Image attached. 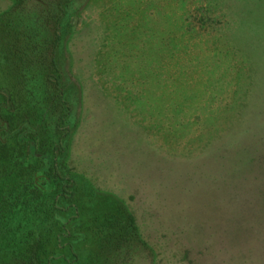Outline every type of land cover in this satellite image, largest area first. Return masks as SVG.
Instances as JSON below:
<instances>
[{
	"label": "rangeland",
	"instance_id": "1",
	"mask_svg": "<svg viewBox=\"0 0 264 264\" xmlns=\"http://www.w3.org/2000/svg\"><path fill=\"white\" fill-rule=\"evenodd\" d=\"M6 54L43 91L14 163L84 188L56 264H264V0H0Z\"/></svg>",
	"mask_w": 264,
	"mask_h": 264
},
{
	"label": "trees",
	"instance_id": "2",
	"mask_svg": "<svg viewBox=\"0 0 264 264\" xmlns=\"http://www.w3.org/2000/svg\"><path fill=\"white\" fill-rule=\"evenodd\" d=\"M23 57L20 54L0 56V120L6 123V127L0 126V191H2L0 193V259L1 256L10 255L1 242L2 238L15 233L22 237L19 240L22 248L17 252L16 247L12 245V255L17 254L23 259L32 260L35 264H56L55 259L49 258L55 252L52 248L58 245L54 241V233L57 234L58 225L68 226L65 217L69 210L82 209L84 188L81 187L80 182L75 183L71 179L56 184L50 194L46 192L49 191L51 183L47 182L43 174H46L48 169L51 174L47 176L57 177L59 180L58 160L50 152L42 153L38 150L34 137H31L26 145L27 157L25 160L24 157L20 158L21 167L14 163L16 151L12 143L13 135L20 129V119H25V115L33 117L36 114L37 110L31 111L26 108L28 101L43 94V91L34 87L28 75H23L22 78L19 76L21 68L17 66L18 58ZM16 105L19 106L20 114H17L18 118H12L14 114H10L9 110L17 109ZM7 108L8 110L5 111ZM34 124L29 123L28 126L33 128ZM32 132L35 136L36 133ZM37 165H40L39 170ZM36 202L41 204L38 206ZM114 205L116 212H119L121 209L118 208V204ZM81 218L84 219L83 213ZM81 218L78 224L87 225V222L82 221ZM101 219L104 220L105 216ZM22 220L28 221L26 231L19 227L23 223ZM118 234L119 239H125L122 232ZM68 237L71 236L62 238ZM57 239H61V233L57 235Z\"/></svg>",
	"mask_w": 264,
	"mask_h": 264
}]
</instances>
